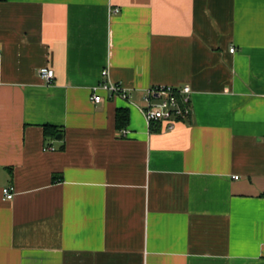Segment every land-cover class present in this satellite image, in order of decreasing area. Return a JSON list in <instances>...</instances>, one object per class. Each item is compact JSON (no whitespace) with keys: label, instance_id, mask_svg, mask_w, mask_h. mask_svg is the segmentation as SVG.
Instances as JSON below:
<instances>
[{"label":"crops","instance_id":"obj_1","mask_svg":"<svg viewBox=\"0 0 264 264\" xmlns=\"http://www.w3.org/2000/svg\"><path fill=\"white\" fill-rule=\"evenodd\" d=\"M0 45V264H264V0H0Z\"/></svg>","mask_w":264,"mask_h":264},{"label":"built area","instance_id":"obj_2","mask_svg":"<svg viewBox=\"0 0 264 264\" xmlns=\"http://www.w3.org/2000/svg\"><path fill=\"white\" fill-rule=\"evenodd\" d=\"M119 12L120 10L116 8L111 13ZM1 47L0 45V50ZM231 52L233 53L234 49ZM38 74L46 84H51L55 78L54 71L49 68H41ZM102 78V81L92 89L91 100L95 104L103 102L100 92H105L108 98L129 101L127 90L110 80L108 70L102 72ZM191 94L192 90L189 86H155L146 91L139 109L149 126L153 123H163L168 131H173L180 122L190 120L192 117ZM121 134L126 136L127 130H122ZM45 150L54 151V148L49 146ZM3 194L6 200H12L14 197L10 189H4Z\"/></svg>","mask_w":264,"mask_h":264},{"label":"trees","instance_id":"obj_3","mask_svg":"<svg viewBox=\"0 0 264 264\" xmlns=\"http://www.w3.org/2000/svg\"><path fill=\"white\" fill-rule=\"evenodd\" d=\"M129 122V110L119 109L116 113V125L118 130L125 129ZM44 136L46 140H54L58 135H62V130L56 126H43Z\"/></svg>","mask_w":264,"mask_h":264},{"label":"water","instance_id":"obj_4","mask_svg":"<svg viewBox=\"0 0 264 264\" xmlns=\"http://www.w3.org/2000/svg\"><path fill=\"white\" fill-rule=\"evenodd\" d=\"M63 139V136L62 135H58L57 137H56V140H62Z\"/></svg>","mask_w":264,"mask_h":264}]
</instances>
